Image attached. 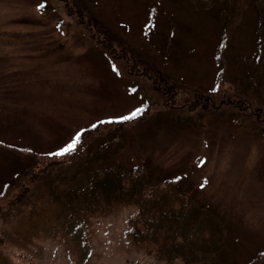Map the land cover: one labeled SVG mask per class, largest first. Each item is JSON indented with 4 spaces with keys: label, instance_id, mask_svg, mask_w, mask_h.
I'll list each match as a JSON object with an SVG mask.
<instances>
[{
    "label": "rangeland",
    "instance_id": "1",
    "mask_svg": "<svg viewBox=\"0 0 264 264\" xmlns=\"http://www.w3.org/2000/svg\"><path fill=\"white\" fill-rule=\"evenodd\" d=\"M152 8L157 13L148 25ZM217 14L209 0H0V264H181L174 254L158 258L129 241V207L101 219L84 240L73 239L72 231L61 242L54 235L28 237L35 225L23 219L40 204L29 199L36 189L33 175L74 152L79 143L57 155L77 135L81 141L85 129L106 133L118 122L127 128L118 163L175 175L187 201L198 203L194 209L227 225L218 264L261 259L264 63L255 62L254 9L243 10L224 56L229 77L223 91L229 95H221L219 107L230 98L239 103L232 101L230 111L220 107L226 115L188 110L199 106L196 90L216 88ZM238 54L251 58L243 71L234 62ZM251 68L259 69L260 80L248 91ZM171 89L175 93L165 99ZM238 93L246 97L233 96ZM238 113L250 120L233 122ZM253 114L259 128L251 124ZM58 168L68 176L77 169ZM23 169L30 174L18 178ZM5 184L11 185L3 193ZM9 205L14 209L6 218ZM52 219L47 228L61 225ZM148 239V249L173 240Z\"/></svg>",
    "mask_w": 264,
    "mask_h": 264
},
{
    "label": "trees",
    "instance_id": "2",
    "mask_svg": "<svg viewBox=\"0 0 264 264\" xmlns=\"http://www.w3.org/2000/svg\"><path fill=\"white\" fill-rule=\"evenodd\" d=\"M210 1L217 5V17L221 29L220 44L216 52L219 63V73L214 86L216 88L196 90L203 98H200L201 103L199 102L198 108L193 107L188 110L194 114L199 111L203 115H226L227 112L220 107L230 111L233 108L232 101L238 102L236 98H230L219 107L221 95H229L225 94L223 89L229 77V62L224 61V56L231 37L230 31L238 26L244 9H254L258 13L256 25L258 54L255 62L264 63V0ZM250 60L249 56L240 54L234 58L235 64L240 66L242 71ZM247 71L248 91H250L252 86L258 83L260 72L257 68ZM210 91L213 95L209 94ZM173 93L175 91L171 89L165 99ZM218 93L222 94L217 98ZM239 95L243 96L242 93L233 96ZM172 106L176 110L183 108L175 104ZM239 112H242V108ZM253 117L256 118L254 114ZM249 118L248 114L238 113L234 114L233 120L239 123L241 120L248 121ZM258 121L259 119L256 118L251 124L259 128L261 123ZM121 124L118 122L111 124L112 127L106 126V133L93 132L95 129L87 130L83 134L79 148L68 160L51 161L57 163L48 164L33 175L32 180L36 183V189L29 199L34 197V200H40V204L38 207H33V211L23 219L35 225L28 237L32 235L44 239L47 235H54L53 239L60 236L66 239L71 230L73 238L85 237L96 220L113 216L124 208L135 207L136 212L129 221L127 232L128 239L133 244L145 250H154L158 258L161 254H174L172 259L181 264H218L222 236L223 234L227 236L228 232L227 225L215 220L210 214H203L194 209L198 203L192 198L187 201L186 194L179 189L180 186L171 180L175 179L174 176L156 175L143 164L124 166L118 163L115 155L122 147V140L127 130L125 127H118L122 126ZM262 133L264 134V130ZM105 134L110 135L102 137ZM96 140L100 141L99 147L91 149ZM26 152L28 155L26 157H35L32 152L27 150ZM20 153H23V150ZM61 165L66 168L76 165L77 169L74 174L68 176L66 171L58 168ZM28 174H30L29 169H23L17 177H25ZM13 209L11 205L8 206L6 218ZM52 218H55V223L62 221L61 225L47 228ZM1 219L4 220V217L2 216ZM221 224L223 226H220ZM151 234L173 240L148 249V243L151 241L148 238ZM2 240L0 238V241ZM259 256L261 259L250 264L264 261V253H260Z\"/></svg>",
    "mask_w": 264,
    "mask_h": 264
},
{
    "label": "snow or ice",
    "instance_id": "3",
    "mask_svg": "<svg viewBox=\"0 0 264 264\" xmlns=\"http://www.w3.org/2000/svg\"><path fill=\"white\" fill-rule=\"evenodd\" d=\"M141 111H142V110H141ZM138 114H139V112H137V113H133L132 116L125 117V119H134V118L136 117V115H138ZM79 141H80V136L77 135V136L74 138V141H73L71 144H69V145L64 149L63 152H61V153H57V155H63V154H66V153L69 152V151H73V150H75V148H76V144L79 143Z\"/></svg>",
    "mask_w": 264,
    "mask_h": 264
}]
</instances>
